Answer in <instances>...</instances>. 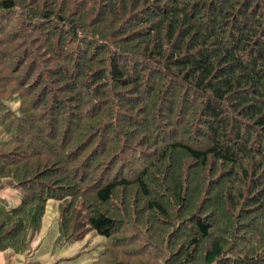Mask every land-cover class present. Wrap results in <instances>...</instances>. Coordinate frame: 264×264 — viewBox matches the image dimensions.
Segmentation results:
<instances>
[{"label": "trees", "instance_id": "16d2710c", "mask_svg": "<svg viewBox=\"0 0 264 264\" xmlns=\"http://www.w3.org/2000/svg\"><path fill=\"white\" fill-rule=\"evenodd\" d=\"M33 2L0 0V35L11 38L0 48V82H9L0 94V187L22 190L0 212V252L29 250L51 198L34 179L64 165L48 180L66 201L55 243L90 230L104 237L93 264L152 260L144 237L161 239L159 220L169 233L162 250L181 255L176 264H264V0ZM20 92L15 109L3 102ZM139 114L145 127L128 129ZM147 150L154 156L121 176L124 154ZM141 197L149 236L134 225L132 200ZM114 198L130 207L122 221L132 233L118 228ZM175 206L185 216L174 218ZM73 223L77 234L65 235ZM182 227L183 247L172 251Z\"/></svg>", "mask_w": 264, "mask_h": 264}, {"label": "rangeland", "instance_id": "374dc122", "mask_svg": "<svg viewBox=\"0 0 264 264\" xmlns=\"http://www.w3.org/2000/svg\"><path fill=\"white\" fill-rule=\"evenodd\" d=\"M31 2H32V4L34 3L33 0H31ZM2 17L7 19V20H13L12 16H9V15H2ZM1 23L4 24L0 20V24ZM29 27H30V24H29ZM36 30L38 32L45 33V32H47L48 28L46 25H42L41 27L36 28ZM10 40H11V38L9 39V37L7 35L5 36L4 34H1L0 35V48L1 47L5 48L9 44ZM0 61H3V59L0 58ZM8 86H9V82H8V84L7 83L5 84L4 82H0V94H3L4 89L5 88L8 89ZM20 94H21V92L12 98H10V94H7V96H5V98H2L3 102H6L7 99H10L9 101L16 102L13 105H10L8 103V105L11 108L15 109L16 104L17 103L20 104V101L17 99L20 96ZM4 109H5V107H4ZM124 117H125V115H122V118H124ZM77 119L79 120V116H77ZM132 119H133L134 123L131 121V123H129L130 125H129L128 129H139V127L141 129L142 127H145L144 123H145L146 119L142 114H139L137 119H135V118H132ZM86 132H88V131H86ZM153 132H155V131L153 130ZM156 132H158V131H156ZM154 134H158V133H154ZM40 135H39V137H40ZM162 137H163L164 141H170L173 138L168 133L165 135H162ZM139 141L142 142L143 138H141ZM188 141H189L188 144H194L195 143L196 145H200V139H198L195 142H193V140H188ZM30 145H31V148H33L35 150L40 149V143H38V142L32 141V142H30ZM138 149L140 151V148H138ZM19 152L20 151H18L17 154H20ZM142 154H146V155L150 154L151 156H154L153 152L150 150H147V152H143ZM148 155L146 157H144V156H141L137 153H130V152L125 153L124 154V164L126 165V167L124 169H122L121 176H127L128 174H133L137 168L139 170L140 165L137 164V166H136V162H140V160H142V159H144V161H146V159L149 160L148 158H151V157ZM27 157H29V155ZM27 157L26 158L22 157L21 162H23L24 160H27ZM187 158L188 157L186 156V157H183L182 159L185 161ZM142 165H144V164H141V166ZM62 168H64V165L59 166V168H58L59 171H56L53 167H49V166L40 169V170H44V172H46L44 174L46 176H42L43 178L34 179L35 184H36L35 190L37 192L39 190H42L44 196L51 197V198H47V199L45 197V199H44V200H46L48 205H47L45 215L42 216L41 225L38 229L37 234L33 237V240L30 242V244H29L30 246H29L28 251L26 250L20 254L15 253L14 250L11 248H8L6 251H1L0 252V264H93L94 260H96L95 259L96 256L99 254V252L102 253V251H104V248H105L104 239L105 238L100 236V235H97L96 233H94L91 230L87 231V232H83V231L80 232L76 236L78 238V240H76V241H71V239L68 238V239H61L60 243H58V244L55 243L57 235H58V231H57L58 224H57V222L60 220L61 208L66 206V201L64 198L61 200L56 198V196L60 195V193H58L56 191L57 189H59V187L55 188V186H52L51 184L48 183V180H50V179L53 180V178L62 177V173H65L64 170H62ZM77 175H79V173ZM49 176H51V178H47ZM6 182H7V180H3V182H2L3 184L0 187V212H2L3 210L6 211V209H10L11 207L16 206L22 197V190L20 189V187L15 186L12 183L7 184ZM78 187L79 186H75V188H78ZM46 188L48 189L47 193H45ZM161 190L163 191L162 188H161ZM69 191H70V189H69ZM130 191L131 192H129V196H128L129 203H130V198H132L131 193L135 191V186L132 187ZM163 192H165V191H163ZM50 193H52V195L54 193L55 198L52 197L50 195ZM86 193L88 194L89 192H86ZM202 194H203V196L205 195V192L203 190H202ZM79 196L80 195L78 194L77 197L74 199L77 200ZM139 199L140 200H138V205L136 204L135 199L132 200V201H134L133 202L134 203V212H135V216H136V218L134 217L136 219V221L134 222V225L138 221L141 228L143 230H145V226L143 225L142 220L144 221L145 219H147V217L150 218L151 213H150V211L147 212V208L145 207L146 203H148V202H146L147 199H145V197H141ZM174 200H175V198H174ZM40 201L41 200H36V205L38 208L40 205ZM113 202L117 203V211L120 213L119 222L117 224H118V228L122 229V231H123L122 234L124 235L125 233L129 232L128 229H130V227L128 224L123 226V221H122V219L124 218L123 214H126L127 209H130V207L127 206L126 211L123 212L124 207L126 208V202H124L125 203L124 207H122L123 206L122 204L120 206H118V204H119L118 198H114ZM174 202L176 203V201H174ZM76 205H77V203H75V207H76ZM108 206L110 207V211H111V207H115L113 205H108ZM78 207L80 208L81 206H78ZM102 207L105 208V207H107V205L104 204ZM135 207L136 208L138 207L139 210H137ZM74 210L75 209H72L70 212H67L68 215H70V217H72V219L74 218V216H73ZM128 214H130V212ZM170 214L174 218L177 219V218H180V216H185L186 213L180 215L179 208L177 209L175 206V210H172L170 212ZM83 215L84 214H82V216ZM28 217H29V215H28ZM127 217H128V215H127ZM158 217L160 218L159 215H158ZM180 222L185 223V221H183V222L180 221ZM156 225L159 229H161L160 231H162V233H163L160 240H158V238H156L155 236H153V237L150 236L148 238V237H144L145 234L143 235L144 240H147L145 242L147 244H144V246H146L147 249H151V251L153 252L152 255L149 254V257L152 260H149L150 262L144 261V260H146V256H144V255L139 256V258L137 260L133 256H130L129 258H121L123 261L126 262V264H140V263L141 264H150V263L151 264H176V263H178V261H180L181 255H178L177 252H176V254H174V256L169 257L168 253H165V250H162L164 248V245H166V241L168 239L169 233H168V229H166L164 221L159 220L158 222H156ZM66 227H67V225H66ZM72 227H73V229L67 230L65 235L68 234V236L72 235V237H73V235L77 234L75 232V229L77 226L73 223ZM118 230H120V229H118ZM132 231L133 230H131V232H129V233H132ZM145 232L148 236L150 235V231L145 230ZM182 233H184V235L186 234L183 227H182V229L181 228L178 229L172 238L171 237L169 238V241L170 240L173 241V243L176 246V248H175V246L172 248V251L177 250L178 246H180V248L183 247L180 244V243H182L181 239H178L180 237V234H182ZM148 242H151L152 245L149 244ZM150 245H151V248H150ZM180 248H178V251H180Z\"/></svg>", "mask_w": 264, "mask_h": 264}]
</instances>
